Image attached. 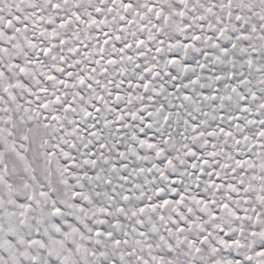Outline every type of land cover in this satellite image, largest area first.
Segmentation results:
<instances>
[{
  "label": "snow or ice",
  "instance_id": "obj_1",
  "mask_svg": "<svg viewBox=\"0 0 264 264\" xmlns=\"http://www.w3.org/2000/svg\"><path fill=\"white\" fill-rule=\"evenodd\" d=\"M0 264H264V0H0Z\"/></svg>",
  "mask_w": 264,
  "mask_h": 264
}]
</instances>
